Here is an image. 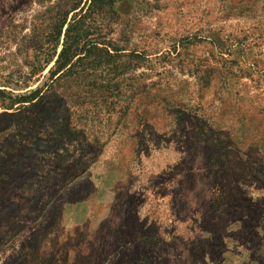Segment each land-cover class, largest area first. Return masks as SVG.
Instances as JSON below:
<instances>
[{"label":"rangeland","instance_id":"1","mask_svg":"<svg viewBox=\"0 0 264 264\" xmlns=\"http://www.w3.org/2000/svg\"><path fill=\"white\" fill-rule=\"evenodd\" d=\"M0 89V264H264V0H0Z\"/></svg>","mask_w":264,"mask_h":264},{"label":"trees","instance_id":"2","mask_svg":"<svg viewBox=\"0 0 264 264\" xmlns=\"http://www.w3.org/2000/svg\"><path fill=\"white\" fill-rule=\"evenodd\" d=\"M68 20V14H65L64 16H61L57 19L56 22L53 23V31H51V36L53 37L55 41V52H57L58 47L60 46V39L63 34V28L66 25ZM73 22L68 23L67 30L65 32V41L63 44V47L60 51V53L57 54V59L55 60V64L50 69V75L55 76L59 74L61 71H63L65 68H67L68 65H72L74 62V59L79 54V47L73 46L71 43L68 42L70 39V31L71 29H74L77 24H79V19H76V16L72 19ZM49 54L48 58L45 59V63L49 64L56 56V53ZM42 88L36 89L34 91H31L29 94H23L19 95L17 103H24L26 101H29L30 99H35L36 94L40 92ZM6 92V89H0V94H4Z\"/></svg>","mask_w":264,"mask_h":264}]
</instances>
